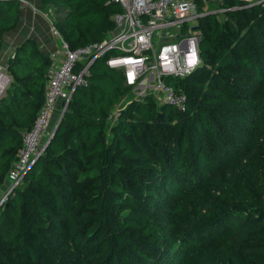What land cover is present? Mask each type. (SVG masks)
Wrapping results in <instances>:
<instances>
[{
    "label": "trees",
    "instance_id": "1",
    "mask_svg": "<svg viewBox=\"0 0 264 264\" xmlns=\"http://www.w3.org/2000/svg\"><path fill=\"white\" fill-rule=\"evenodd\" d=\"M40 2L70 49L100 42L120 12L112 0ZM243 5L196 3L199 64L163 78L183 113L147 93L110 121L131 88L104 58L90 65L0 203V264H264V1ZM17 23V1L0 0V47ZM49 64L25 38L4 67L0 198Z\"/></svg>",
    "mask_w": 264,
    "mask_h": 264
},
{
    "label": "built area",
    "instance_id": "2",
    "mask_svg": "<svg viewBox=\"0 0 264 264\" xmlns=\"http://www.w3.org/2000/svg\"><path fill=\"white\" fill-rule=\"evenodd\" d=\"M112 1L118 4L120 12L111 16L112 30L97 43L70 49L59 38L52 21L46 20L52 36L60 41L59 48L49 55L43 104L31 127L21 136L16 161L6 174L7 191L0 202L22 181L30 165L42 154L52 130L45 143L42 138L50 126L55 106L59 104L56 124L72 92L87 86L89 67L98 58H104L108 69L121 73L124 86L131 88V92L138 90L141 96L150 93L159 104L169 105L180 113L185 111V97L165 84L163 78H183L199 64L198 32L192 27L196 26L197 17L205 13H195L196 0ZM231 1L252 6L264 0ZM59 56L61 60L58 61ZM7 83L4 68L0 67V96ZM145 90L150 92L144 93Z\"/></svg>",
    "mask_w": 264,
    "mask_h": 264
},
{
    "label": "crops",
    "instance_id": "3",
    "mask_svg": "<svg viewBox=\"0 0 264 264\" xmlns=\"http://www.w3.org/2000/svg\"><path fill=\"white\" fill-rule=\"evenodd\" d=\"M18 3V23L15 28L2 36V43L0 47V67L4 68L8 58L11 56L14 48L21 43L25 38H31L38 49L44 55L48 56L58 50L59 39L52 36L50 32V26L46 20L53 21V17L50 14V10L42 9L40 0H16ZM213 3L210 7H205V3ZM212 1V2H211ZM203 3L204 10L210 12L214 6H217V0H196L195 3ZM212 7V8H211ZM215 8V7H214ZM220 9L218 12H222ZM49 13V14H48ZM108 35V34H107ZM106 35V36H107ZM61 60L59 56L58 61ZM59 111V104H57L52 112V119L50 120V126L55 125L57 113ZM54 122V123H53ZM49 126V127H50ZM52 126V129H53ZM48 127V129H49ZM7 187V184H6ZM5 191V186H4Z\"/></svg>",
    "mask_w": 264,
    "mask_h": 264
},
{
    "label": "rangeland",
    "instance_id": "4",
    "mask_svg": "<svg viewBox=\"0 0 264 264\" xmlns=\"http://www.w3.org/2000/svg\"><path fill=\"white\" fill-rule=\"evenodd\" d=\"M212 2V1H211ZM221 2V1H220ZM220 2H217V5H219V3ZM211 4H213V3H210V1L209 2H206L205 3V7H210L211 6ZM214 7H217V6H214ZM213 7V8H214ZM196 8V7H195ZM212 8V7H211ZM194 11H195V9H194ZM219 13V12H218ZM49 14V13H48ZM218 18H220V17H218ZM194 24V23H193ZM196 24V23H195ZM149 86H152V84H149ZM147 92H150L149 90H145V92L144 93H147ZM136 94V95H135ZM143 97V95L141 96V93H139L138 92V90H133L132 91V93L131 94H126L125 96H123L122 98H121V101L115 106V107H113L112 109H111V111H110V117H109V120L110 121H112L114 118H115V116H116V114H117V112H118V110L120 109V108H122L123 107V105H125L126 104V102L130 99V98H135V99H141ZM156 101V103L157 104H159L158 102H157V100H155ZM56 119V118H55ZM54 123V122H53ZM52 126L53 125H51L50 127H49V129H47V131L45 132V134H44V136H43V138H42V142L43 143H45V141L47 140V136L49 135V133L51 132V130H52ZM6 191H7V187H6V189H5V192L3 193V195L6 193ZM9 194V193H8ZM3 195H2V197H3ZM1 197V198H2ZM1 198H0V200H1ZM65 248V244L63 245V244H61V250H63Z\"/></svg>",
    "mask_w": 264,
    "mask_h": 264
},
{
    "label": "water",
    "instance_id": "5",
    "mask_svg": "<svg viewBox=\"0 0 264 264\" xmlns=\"http://www.w3.org/2000/svg\"><path fill=\"white\" fill-rule=\"evenodd\" d=\"M196 29H197L196 26L192 27V30H196ZM56 127H57V123L55 124V126H54L53 129H52L51 136H52V134L54 133ZM51 136H50V137H51ZM47 142H48V140L46 141V144H47ZM46 144H45V145H46ZM0 203H1V202H0Z\"/></svg>",
    "mask_w": 264,
    "mask_h": 264
}]
</instances>
